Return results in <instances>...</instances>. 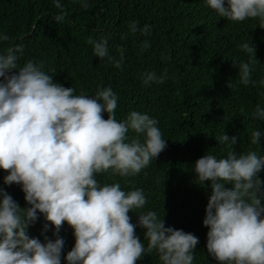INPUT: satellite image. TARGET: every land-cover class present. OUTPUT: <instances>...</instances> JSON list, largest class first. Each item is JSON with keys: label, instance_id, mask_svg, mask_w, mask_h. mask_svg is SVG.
Returning a JSON list of instances; mask_svg holds the SVG:
<instances>
[{"label": "clouds", "instance_id": "obj_1", "mask_svg": "<svg viewBox=\"0 0 264 264\" xmlns=\"http://www.w3.org/2000/svg\"><path fill=\"white\" fill-rule=\"evenodd\" d=\"M83 8L89 0H79ZM63 8L61 0H54ZM221 17L243 21L259 17L264 26V0H205ZM62 15L56 17L59 21ZM132 32L148 34L151 25L129 24ZM0 33V40H7ZM96 55L122 67L123 59L109 52L108 37L90 38ZM145 48L151 47L144 41ZM240 47L256 52L249 43ZM24 45L0 52V168L7 170L5 184L21 185L30 207L0 186V264H62L65 239L59 235L65 221L74 229L75 244L67 252V264H136L145 253L158 252L162 264H194L199 237L182 228L166 226L155 210L139 212L136 223L130 210L147 202L141 188L124 190L119 182L101 184L96 173L109 169L129 176L146 168L167 147L158 119L132 110L124 120L116 119L118 94L111 86L89 96L54 82L43 70V62L18 64ZM237 63V60H234ZM255 57L239 61L238 83L264 85L252 80ZM19 69L18 72L12 71ZM167 72H146L143 82H163ZM229 87L235 85L228 82ZM109 116L104 118L103 112ZM253 116L264 120V105L257 104ZM132 130L142 134L129 137ZM264 132H252L259 144ZM219 143H235L236 136L224 132ZM264 155L256 151L218 158L207 152L195 161L198 182L210 181L211 192L204 225L208 252L221 264H264ZM232 184L233 187L226 185ZM206 186V185H205ZM39 210V212H38ZM40 213L55 225L56 238L45 242L29 235V225ZM137 224L146 229L147 246L136 234ZM51 225L45 224L44 231Z\"/></svg>", "mask_w": 264, "mask_h": 264}, {"label": "trees", "instance_id": "obj_2", "mask_svg": "<svg viewBox=\"0 0 264 264\" xmlns=\"http://www.w3.org/2000/svg\"><path fill=\"white\" fill-rule=\"evenodd\" d=\"M0 0V52L7 53L23 44L18 64L28 60L43 62V70L54 82L94 95L101 87L111 86L118 94L116 119L124 120L132 110L146 112L158 119L167 147L138 174L121 176L111 169L96 173L101 184L119 182L122 189H143L147 202L130 210L136 223L139 212L155 210L166 226L182 228L199 237L193 250L194 264H221L207 249L204 225L211 192L210 181L198 182L195 161L207 152L218 158L230 151H256L264 155V136L252 142V132H264V120L253 116L256 105H264V85L238 83L239 61L255 57L252 80L264 78V26L259 17L233 21L221 17L205 0H89L83 8L79 0ZM63 19L57 21L56 17ZM151 25L148 34L132 32L129 24ZM108 37L109 52L123 59L122 67L96 55L90 38ZM148 41L151 47L145 48ZM249 43L256 52L240 45ZM237 60V63H234ZM12 71L18 72L19 69ZM167 72L163 82H143L146 72ZM2 79V78H0ZM233 81L230 88L228 82ZM105 119L109 113L103 112ZM226 132L236 136L235 143H219ZM142 134L132 130L129 137ZM7 170L0 168L3 186L21 207L31 205L21 185L5 184ZM264 179V170L259 172ZM227 187L234 185L228 184ZM264 195V194H262ZM264 202V201H262ZM39 212V210H38ZM51 225L44 231V225ZM29 235L45 242V235L56 238L55 225L40 213L29 225ZM145 228L137 224L136 234L147 246ZM59 235L65 239L64 257L75 244L74 229L65 221ZM136 264H162L155 250L145 253Z\"/></svg>", "mask_w": 264, "mask_h": 264}]
</instances>
